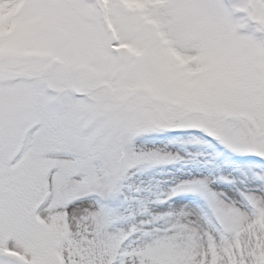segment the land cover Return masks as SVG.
Here are the masks:
<instances>
[{
  "label": "snow or ice",
  "instance_id": "obj_1",
  "mask_svg": "<svg viewBox=\"0 0 264 264\" xmlns=\"http://www.w3.org/2000/svg\"><path fill=\"white\" fill-rule=\"evenodd\" d=\"M0 16V264H264V0H0ZM175 132L255 167L140 195L138 170L184 157L136 139ZM178 195L202 203L156 207Z\"/></svg>",
  "mask_w": 264,
  "mask_h": 264
},
{
  "label": "rangeland",
  "instance_id": "obj_2",
  "mask_svg": "<svg viewBox=\"0 0 264 264\" xmlns=\"http://www.w3.org/2000/svg\"><path fill=\"white\" fill-rule=\"evenodd\" d=\"M16 9L12 10L14 13ZM10 13V14H12ZM5 17L0 16V22ZM207 139V138H204ZM190 140L188 133L175 132L150 136H142L136 139L138 147L145 150H161L164 152L179 153L184 160L171 165H157L151 168L138 170L132 177L131 183L141 188L151 189L150 192L140 193L149 199L168 192L175 184L195 178H208L214 180L222 187H230L220 181L219 177L242 179V170L255 167V165L243 157H236L232 153L221 149L215 142L209 141L212 146L194 145L187 143ZM194 154L190 158L187 154ZM184 203L192 207L199 206L202 202L199 197L190 195H178L174 200L165 205H156L157 208H179ZM116 206H120L117 202Z\"/></svg>",
  "mask_w": 264,
  "mask_h": 264
}]
</instances>
